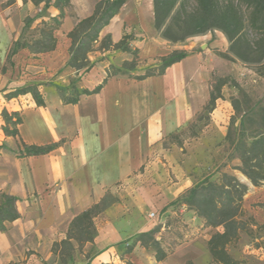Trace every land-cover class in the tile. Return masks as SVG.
Here are the masks:
<instances>
[{
  "label": "crops",
  "instance_id": "crops-1",
  "mask_svg": "<svg viewBox=\"0 0 264 264\" xmlns=\"http://www.w3.org/2000/svg\"><path fill=\"white\" fill-rule=\"evenodd\" d=\"M100 1H70L55 31L53 51L33 54L21 49L14 55L17 70L30 85L39 86L45 105L37 106L31 94L7 99L11 91L0 93V196L17 198L20 214L19 219L5 224V230L0 229V264L48 262L53 258V246L67 239L74 218L109 196L115 202L95 219L94 244L77 251L73 264H206L213 229L193 211L176 204L198 182L192 174L193 145L187 140L183 147L178 146L171 138L191 125L208 105L216 53L228 49V40L215 31L205 34L192 48L168 46L154 33V0H126L101 31L100 42L110 38L116 45L126 31L133 30V49L143 67L175 51L185 50L188 56L162 75L138 79L146 71L137 70L108 78L98 93L81 94L76 104H67L42 84L48 75L52 78L62 70L60 80L79 73L67 66L72 45L69 34L93 14ZM39 12L42 17H36ZM59 14L56 7L37 6L33 0H0V53L9 56L27 18L38 25ZM111 52L96 46L89 59ZM113 55L103 72H92L93 84L81 89L93 91L107 78L110 67H119ZM34 59L41 66L34 65ZM4 110L20 117L18 137L4 134ZM215 123L220 124L219 120ZM23 144L56 148L44 155L21 157ZM183 148L189 151L184 153ZM196 165L200 168L201 164ZM175 217L186 226L185 240L177 243L164 261L158 262L155 252L140 243L127 252L139 234L158 225H162L157 235L160 240L167 221Z\"/></svg>",
  "mask_w": 264,
  "mask_h": 264
},
{
  "label": "trees",
  "instance_id": "trees-1",
  "mask_svg": "<svg viewBox=\"0 0 264 264\" xmlns=\"http://www.w3.org/2000/svg\"><path fill=\"white\" fill-rule=\"evenodd\" d=\"M70 1L33 0L37 6L44 3L46 8L51 5L56 7L60 14L47 22H42V25L48 27V30L41 32V40H34L33 44H31L23 42L20 37L14 43L8 59L12 58L21 49H29L33 54L53 51L57 43L54 32L60 26L61 20L65 16L64 10L70 4ZM125 3L126 0H101L96 5L93 14L77 24L75 29L69 34L72 45L70 47L71 58L67 66L78 71L82 69L87 71L93 66V64H90L89 55L95 51L101 31L119 13ZM196 3V8L188 12L185 8V0H154V26L156 31L163 39L177 44L185 42L190 37L205 35L208 32L219 30L230 43V53L238 59L246 61L236 50V46L242 39L241 35L245 25L238 7L233 3L220 4L218 0H196ZM245 3L252 10L251 25L261 33V41L264 43V0H245ZM34 21L32 18H27L25 27L30 26ZM111 47H113L111 39L105 38L101 42L99 49L109 50ZM115 47L122 49L123 42L115 45ZM123 51H128V48L124 47ZM134 53L137 56V52ZM188 54L187 51L183 50L175 51L168 56L162 57L159 59L160 65L153 68L154 71H147L143 76L137 78L144 79L154 75H162L167 68L182 61ZM260 61H264V51ZM114 76H118V74L108 75L104 82L93 91L83 90L77 96H69L63 95V91L60 90L58 94L65 103L76 104L81 94L98 93L108 78ZM222 85L223 83L216 82L206 109H214L215 102L221 98L220 88ZM26 94L32 95L37 106L45 105L39 86L35 84L15 89L6 94V98L12 99ZM234 109L240 115L239 126L234 130L237 134L234 151L237 158L241 161V166L236 169L254 187L259 188L264 185V107L258 109L248 107L247 110L242 112L238 106L234 105ZM1 115L5 122L2 128L4 134L18 137L17 126L21 123L18 114H9L4 110ZM232 125H234V120L231 121L229 135L232 133ZM23 147L24 151L19 155L27 157L47 154L54 150L56 145L38 147L23 144ZM248 193L249 187L239 181L237 177L222 173L218 182L212 181L211 177L207 176L197 182L176 201V204L193 211L199 218L203 219L207 228L218 230L208 241V250L214 263L239 264V261L229 254L228 246L236 242L241 232L246 229L247 220L245 218L247 211L244 207V199ZM17 202L18 199L13 196L6 194L0 196L1 230H5L6 223L20 218V214L17 211ZM109 205L110 202L105 198L101 203L93 205L90 209L74 218L70 225L67 239L53 246V253L59 257L61 264H73L75 262L74 253L77 250L82 251L86 244H94L97 237L95 219ZM174 221L181 224L184 235L186 226L183 225L179 217L170 218L165 225V230H169L170 223L173 224ZM161 228L162 225H158L151 231L139 234L135 238L133 245L127 249V252H132L133 247L140 243L142 247L155 251V258L158 262L164 261L169 254L168 249L165 248V239L163 240V237L160 240L157 239ZM176 239L177 243L184 241V237ZM87 264L93 263L88 261ZM188 264L194 263L189 262Z\"/></svg>",
  "mask_w": 264,
  "mask_h": 264
},
{
  "label": "rangeland",
  "instance_id": "rangeland-1",
  "mask_svg": "<svg viewBox=\"0 0 264 264\" xmlns=\"http://www.w3.org/2000/svg\"><path fill=\"white\" fill-rule=\"evenodd\" d=\"M218 1L220 4L233 3L241 12L245 25L241 35L242 39L236 46V50L246 61L238 59L230 53L229 41L228 49L225 52L216 53L218 59L215 61L216 68L211 74V82L212 90L216 82L223 83L220 88L221 98L215 102L214 109H206L205 107L204 110L196 116L194 122L182 131L177 132L173 138H171V141L182 147L187 140H190L192 143L193 147L191 151L194 153L191 159V165L193 166L192 174L196 176L198 182L207 176H210L212 181L218 182L222 173H228L234 175L239 181L249 186L248 196L244 199V207L246 206L251 209L252 212L245 208L247 211V216L245 218V220H247L246 229L241 232L236 242L228 246V252L234 259L239 261V264H264V185L259 188L254 187L243 174L236 169L241 166V161L237 158L234 151L237 142V134L234 130L238 128L240 119V115L234 109V105L238 106L242 112L247 110L248 107L254 109L264 107V61H260V57L264 51V43L261 41V33L251 25L252 10L246 6L245 0ZM196 6V0H185V8L188 12L194 10ZM42 14V12H39L36 17H42ZM153 27L155 30L154 33L159 38L166 41L168 46L186 45L192 48L195 46V43L198 40H202L204 36L190 37L183 43L174 44L163 39L156 31L154 25ZM47 30L48 27H44L42 24L36 25L33 22L30 26L23 29L21 39L23 42L25 41L33 44L34 40H41V32ZM215 31L222 33L219 30ZM215 31L208 32L207 34L214 33ZM135 34L133 30L126 31L121 40V42H123V48H128V51H123V48L117 49L115 45H113L110 49L112 51L110 54L105 56L97 55L94 61L89 59L90 64L93 63V66L89 70L85 71L82 69L79 73L70 75L64 80H60L59 77L64 71L62 70L52 78L48 75L42 85L45 86L47 91L59 93V91L62 90L64 93L63 95L77 96L79 92L83 91L81 86L85 87L93 84V76L95 75L91 76L92 72L94 74H97L99 70L103 72L106 62L111 60L113 54H115L113 55L115 56L114 58H117L119 67L114 69L110 67L107 75L115 73L118 75H127L137 70L146 72L150 70L154 71L153 68L160 65V60L155 59V62L151 63L149 67H143L144 63L135 55L132 45L133 40H135ZM121 42L118 44H121ZM100 44L101 42L99 41L96 46L99 48ZM196 48L198 49L199 45H197ZM113 51L116 52L113 53ZM7 57L8 53H0V93L30 85V83L26 82L24 79L25 76L21 70H17V57L13 56L10 59ZM34 61V65L41 66V64L36 63V59H34ZM95 67L97 70L96 73L94 71ZM102 72H100L99 75ZM215 109H217L216 113L214 112ZM215 120H219L220 124H216ZM232 120H234V125H232V133L229 135L228 132L229 128H231ZM213 123L214 125L212 126ZM207 126L212 127L206 129ZM183 149L184 153L189 151V149ZM196 163L201 164L199 165L200 168ZM258 194H260V197L251 201L250 198L259 196ZM106 199L110 202V205L115 202V198L112 196ZM216 231L218 230L213 229L211 231L210 238ZM162 236L163 240L165 239V248L168 249V254L170 255L175 249V243L177 244L176 238L184 237L183 228L181 224L175 223L174 221L173 224L170 223L169 230L164 231ZM188 239L186 238V240ZM149 250L155 252L153 249ZM77 251L74 253V256L77 255ZM207 251L209 258L205 263L218 264L214 263L212 260L208 250V242ZM92 253L93 250H91L86 257L90 258ZM56 259L58 260V264H61L59 257L54 253L53 258L48 262H44V264H56Z\"/></svg>",
  "mask_w": 264,
  "mask_h": 264
},
{
  "label": "built area",
  "instance_id": "built-area-1",
  "mask_svg": "<svg viewBox=\"0 0 264 264\" xmlns=\"http://www.w3.org/2000/svg\"><path fill=\"white\" fill-rule=\"evenodd\" d=\"M150 216H151V218H154V217H155V214H154V213H152Z\"/></svg>",
  "mask_w": 264,
  "mask_h": 264
}]
</instances>
